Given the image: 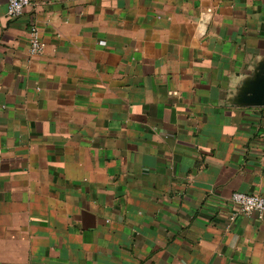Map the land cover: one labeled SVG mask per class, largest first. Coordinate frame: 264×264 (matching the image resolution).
Instances as JSON below:
<instances>
[{
	"label": "crops",
	"instance_id": "1",
	"mask_svg": "<svg viewBox=\"0 0 264 264\" xmlns=\"http://www.w3.org/2000/svg\"><path fill=\"white\" fill-rule=\"evenodd\" d=\"M260 67L264 0H0V264H264Z\"/></svg>",
	"mask_w": 264,
	"mask_h": 264
},
{
	"label": "built area",
	"instance_id": "2",
	"mask_svg": "<svg viewBox=\"0 0 264 264\" xmlns=\"http://www.w3.org/2000/svg\"><path fill=\"white\" fill-rule=\"evenodd\" d=\"M31 4V0H8V15L11 19H17ZM29 55L35 57L40 55L45 47L40 31L35 24L29 27ZM237 213L248 216H256L264 219V196L259 194H249L241 191H234L229 197ZM234 218V217H233Z\"/></svg>",
	"mask_w": 264,
	"mask_h": 264
},
{
	"label": "water",
	"instance_id": "3",
	"mask_svg": "<svg viewBox=\"0 0 264 264\" xmlns=\"http://www.w3.org/2000/svg\"><path fill=\"white\" fill-rule=\"evenodd\" d=\"M260 78L258 81L257 79ZM241 102L249 105H264V70L259 68V75L251 86L243 91Z\"/></svg>",
	"mask_w": 264,
	"mask_h": 264
}]
</instances>
